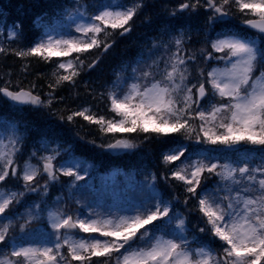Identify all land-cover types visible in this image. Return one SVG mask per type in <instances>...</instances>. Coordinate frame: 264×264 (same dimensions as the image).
<instances>
[{
    "label": "snow or ice",
    "instance_id": "1",
    "mask_svg": "<svg viewBox=\"0 0 264 264\" xmlns=\"http://www.w3.org/2000/svg\"><path fill=\"white\" fill-rule=\"evenodd\" d=\"M18 7L0 57L51 72H0V264H264V0ZM78 86L95 111L57 107Z\"/></svg>",
    "mask_w": 264,
    "mask_h": 264
},
{
    "label": "trees",
    "instance_id": "2",
    "mask_svg": "<svg viewBox=\"0 0 264 264\" xmlns=\"http://www.w3.org/2000/svg\"><path fill=\"white\" fill-rule=\"evenodd\" d=\"M6 10H8V9H6ZM42 11H44V10L39 9V8L35 9V10L22 8V9H19V11L17 13L6 11V15H7L9 22H11V21L22 22L26 34L29 37H31L33 35L38 34V31H39V29H37L35 27V25L33 24V18H34V16L41 13ZM120 47L123 48L124 45L121 44ZM134 54H135V49H133L131 52H129V55H134ZM116 64H117V61L115 59H111L110 62H107L104 65V71H105V78L106 79L110 80L112 78L111 74H110L111 69L114 68L116 66ZM6 67L11 68V70L14 72L13 77H17V75H21L20 74V62L18 61V59L9 58V59L5 60L3 57H0V72H2V70H4ZM37 72L50 73L51 68L43 65L42 63H37L36 61H33L32 67L30 68L29 74L27 75V79L23 78L24 84H27L29 81L43 83V81H38L36 79ZM58 95L59 96L68 95V92L60 91L58 93ZM85 96L87 97V94ZM88 100L91 101L90 96H88ZM95 101H98V100H95ZM57 107L58 108H65L66 104H63V103L58 104ZM80 124L84 125V127L82 129L79 127ZM76 127H77V129H79L81 135H88L89 138H91L92 136H96V137L99 136V133L96 132L95 128L92 127L93 128V130H92L91 127H89L86 123H84L82 121V119L77 120ZM77 150H78V152H81V153L88 155V156H92L94 154L91 149L80 148L79 146H78ZM101 164H102L103 168H105V169L112 168V167L127 168L132 164V159L127 158V157H124V158L107 157L101 162Z\"/></svg>",
    "mask_w": 264,
    "mask_h": 264
},
{
    "label": "bare ground",
    "instance_id": "3",
    "mask_svg": "<svg viewBox=\"0 0 264 264\" xmlns=\"http://www.w3.org/2000/svg\"><path fill=\"white\" fill-rule=\"evenodd\" d=\"M25 3H26V0H0V11L5 10L6 8L8 9L6 10L7 12L17 13L19 9H22V7H18V5H22ZM132 50L133 49H131L129 52H131ZM20 74L21 75H17V77H13V80L14 81L17 79L23 80L24 78L23 74L21 72ZM37 83L40 84V82H37ZM46 83H47L46 80L43 81V84L45 85V87L43 88V91L45 92L48 90L46 87ZM62 91L68 92V95H63V97H65V102L63 104H66V107L71 108L73 110L76 109L80 105H89V104L94 105L95 104V100L93 101L92 98H91V101L88 100V95L87 97L85 96L86 93L81 86H78L77 88L64 89ZM52 119H56V117H52ZM75 131H79L76 125L73 126V132Z\"/></svg>",
    "mask_w": 264,
    "mask_h": 264
},
{
    "label": "rangeland",
    "instance_id": "4",
    "mask_svg": "<svg viewBox=\"0 0 264 264\" xmlns=\"http://www.w3.org/2000/svg\"><path fill=\"white\" fill-rule=\"evenodd\" d=\"M104 68V65L102 66ZM75 110V109H74ZM91 129L93 130V128L91 127Z\"/></svg>",
    "mask_w": 264,
    "mask_h": 264
}]
</instances>
